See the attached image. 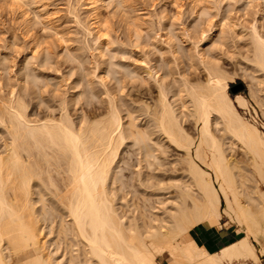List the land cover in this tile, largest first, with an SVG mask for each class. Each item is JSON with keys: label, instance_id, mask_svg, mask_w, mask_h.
Here are the masks:
<instances>
[{"label": "bare ground", "instance_id": "1", "mask_svg": "<svg viewBox=\"0 0 264 264\" xmlns=\"http://www.w3.org/2000/svg\"><path fill=\"white\" fill-rule=\"evenodd\" d=\"M2 1L18 12L20 26L26 34H30L33 19L31 20L29 16L31 11H28L36 0ZM232 1L236 3L239 0H231V4ZM254 1L257 2V17L247 28L239 22L232 21L225 23L227 28L224 29L226 25H223L224 20H222L223 29L220 26V30H216V25L213 24L208 26L207 31L201 27L204 30H199L202 32L198 40L188 41L189 48L194 52L192 53L186 46L191 52L190 55L193 54L192 57L196 62L200 63V66L203 64L202 67L207 71L204 72L206 75L204 81L198 79L196 82L193 79L192 82L188 76L187 79L185 78L186 74L184 77H177L176 73L175 77L172 76L174 74H171L170 70L169 74L172 78L169 80L170 77L167 76L169 74L161 71V69L166 70L167 65H162L164 68L160 66L161 74L158 73L154 65L155 61L149 62L146 53L138 56L137 61L140 60V64L139 61H134L139 65H133L134 63L131 62L127 65L126 62H122L127 66L121 63L120 70L123 69V72L120 71L119 65L116 66L119 62H113L112 54H106L108 49L105 48L111 49L109 46L111 40L105 30L103 31L106 23L100 10L104 6L107 8L116 5L118 11L120 10L118 13L123 14L128 8L126 0H82L84 8L91 16L85 23L76 15L75 22L84 30L85 36L92 40L93 56L95 55L97 59L99 57V62L97 61L94 66L97 77L93 75L92 77L97 78L98 80H95L98 81V85L101 84L104 88L102 93L105 99L102 98L101 91L100 95L97 89H95L96 93L93 91L94 88L90 90L86 88V84L85 89H79L80 86L75 84L79 90L59 99L57 113H54L55 106L51 103L53 100L43 98L44 93L41 88L46 87L47 82H42L44 83L42 85L40 84L42 80L38 81L40 76L33 72L26 73L30 71L29 68L26 72L23 70L29 58L42 62L46 53L52 55L48 46L46 48L42 45V41L33 38L30 52L24 56L23 66L19 68L18 77L14 79L15 83L6 82L5 92L4 85L0 83V264H165L166 260H169L170 264H245L246 262L258 264L259 255L251 238L258 241L259 235L264 236V193L258 185L260 181L264 182V134L258 129L256 122H250L239 111L240 108L248 109L247 99L240 93L233 97L229 94L223 73L214 65L216 60L210 58L213 59V64L208 59L211 56H208V53L213 52L217 46L220 47L219 50L225 47V50H221L229 51L231 46L227 50L230 45L228 38H242V35H245L250 38V41L247 40L251 42L249 46L253 47V58L251 57L250 60L264 72V31H262L263 27L258 25L264 20V1L246 0L247 5ZM194 8L195 18L211 13L210 10L207 12L205 7L194 6ZM130 16L127 18L130 19ZM39 19L41 20L42 17ZM38 20L39 24L40 20ZM195 20L193 17V22ZM207 20L208 17L205 22ZM132 23L137 25V21ZM132 23L130 26L134 28L135 25L133 26ZM137 26L131 34L136 40L133 44L129 43L134 47L141 45L140 40L144 38L139 37L143 33L139 35ZM191 26L189 27L192 30ZM186 32V35L183 34L181 37V41L190 38L188 30ZM175 34L172 33L171 37L174 35L175 38ZM168 35L170 42L168 39L163 43H167L169 56L171 53L175 62L178 61V54L181 56L186 50L181 52V45L177 43L180 46L178 50L176 42L170 38V34ZM177 37L176 39H179ZM132 39L131 41L134 40ZM242 42L244 44V41ZM163 43L158 42L152 49L157 48L162 52L165 48L161 46ZM145 44L147 45V42ZM61 47L69 49L66 43ZM72 54L68 55L72 56ZM116 54L120 55L119 53L113 55ZM68 55L66 53V56ZM106 55L109 56L105 57ZM214 56L216 55L212 57ZM110 59L115 66L110 63L109 68ZM49 60L46 62L49 63ZM191 60L189 61L192 64L194 60ZM10 61L13 64L12 59ZM196 62L192 64L193 67L189 66L196 67ZM12 64L8 65L12 66ZM175 64L177 66L176 62ZM9 66L7 70H10ZM115 67L121 72L120 75ZM173 69L175 71V68ZM33 70L35 69L31 71ZM82 77L84 78L83 75ZM263 79L259 81L263 82ZM78 80L81 79H77V82ZM111 80L117 85L112 91L106 86ZM150 80L156 86V94L151 95L149 103H145L143 110L141 109L144 114L141 121V118L138 119L136 116L141 114V112L136 114L137 106L134 108L133 104L128 103H131L133 97L127 102L125 96L122 94L118 96L117 92H122L127 85L129 87L132 81L137 82L134 91H138V87L143 84L144 87ZM57 83L54 87L58 85ZM82 84L81 86L84 87ZM143 87H140L141 90ZM145 88L147 87L145 86L144 90ZM128 91L131 93L133 90ZM30 93L38 100H34L37 105L33 108L36 112L43 111V117H30L31 113L27 111L29 102L24 98L28 94L31 97ZM92 97L100 102L105 101L104 113L95 114L93 110H91L93 113L90 111L93 109L88 108L92 103ZM258 103L262 101L259 100ZM121 106L124 113L121 112ZM69 107L77 108L74 116L70 113ZM185 120L199 122L200 126L195 133L185 128L183 125ZM219 124L223 127L220 130L225 129L223 132L226 131V134L230 135V140L231 137L236 138L234 141L238 140L244 145L248 152L246 153L248 168L238 166V158L235 160L236 157L235 159L232 157L233 161L229 159L231 155L227 156L224 151V147H227L224 146L226 143L223 145L217 137L219 133L214 131L217 133L215 135L212 130V125L213 127L216 125L213 129L218 130ZM127 146H130L128 153L131 156L121 157L122 150ZM229 148L226 149L229 151ZM233 168H236L235 171L232 170ZM126 170L127 174H125ZM249 177H253L250 182H248ZM221 217L226 218L225 223L230 222L235 225L234 227L243 232V235L236 242L218 251H210L193 236L192 228L196 224L211 228L221 222ZM54 221H57L55 225ZM47 224L49 233H54L55 237L53 234L51 235L53 238L43 240L45 244L38 245V239H41ZM59 234H63L65 238L63 242L58 241L63 240L60 238L62 236H59V239L56 237ZM44 250L48 253L45 254L47 251ZM19 254L25 257L12 261V256ZM161 256L166 257L164 262L158 261Z\"/></svg>", "mask_w": 264, "mask_h": 264}, {"label": "rangeland", "instance_id": "2", "mask_svg": "<svg viewBox=\"0 0 264 264\" xmlns=\"http://www.w3.org/2000/svg\"><path fill=\"white\" fill-rule=\"evenodd\" d=\"M220 1L221 0H126L128 8L126 10L127 12L125 11L123 13L121 11V13H123V14H119L118 13L120 10L118 11L116 5H114L115 7L113 5H110L111 7L107 6V8H106V6H104L100 10V13H101V15H102V17H103V19H104V21L106 23L105 27H103L104 29L103 28L102 29H103V31L105 30L104 32L107 34V37L109 38V40H111V44L109 45L111 49H109V47L105 48V50L108 49L106 54H109V55L112 54L111 55L112 58L111 57L110 58L113 60V62H116V61H117V63L119 62V64L116 63L117 64L116 66L119 65V67H118L119 70L121 68L120 65H121L122 62L123 63L126 62L127 65H129V62L134 63L133 65H139L140 64V60H138L139 62L137 61V59H139L138 56H141L140 54H144L145 55V53H146L145 56L148 57V58H146L147 60L150 59L149 62L150 61L151 62L155 61L154 65L156 66V70H158V73H160L159 69L164 68L163 66L167 65V66H165V68L166 67L168 68V72H167V68L164 71L161 69V71L163 73L165 72V73L169 74V70H170V73L174 74V75H172L174 77H175L176 74H177L176 75L177 77L178 76H183L184 77V75L186 74L185 78L187 79L186 76H188V79L190 81H192L193 79L196 82H198V79H199V81H204L205 76H206L205 73L207 71L204 69V67H202L203 64H201V66H200V63L196 62V59L194 57H192L193 54L190 55L191 54L190 51H192V53H194V52H193V50L191 48H189V46H188L189 42L188 41H190V42L195 41V40L197 41L198 38L200 37L199 35L204 30L203 28L206 29L204 31H207V28H209L210 27L209 25H211V24L217 26V27L215 26L216 30L217 29L220 30V26H222L221 29H223V27L226 24H228L229 22H232V21L233 22H239L241 25H244V27L247 28L249 23L251 21H253L254 18L257 17L256 16L257 15L256 14L257 2H255V1L250 3V5H247L246 0H239L236 3L235 2L233 3V1H232L233 4H231V0H229V1L222 0L221 2ZM3 3L4 2L2 0H0V58L4 57L3 61H2V58L0 60V62H1L0 63L1 64L0 65V67H1V69H0V83L4 85V89H3L4 92L6 91V86H5L6 82L15 83L14 79L18 77V72L20 70L19 68H21L23 66L22 62H23V59L25 58L24 56L30 52V48H31V46L33 44L32 42L36 39L37 41H42V45L45 46L46 48L48 46V49L50 51L48 49L47 50L49 52H52V55H50L51 53H46L47 55H45V59H44L45 61L43 60L42 61L43 63L41 62V60L38 62L37 60L35 61V59L29 58L28 59L29 61H27V63H26L27 66L24 65L25 69H23V70H24V72H26V71H28V68H29L30 71H28L26 73H32L33 72V73L37 74V76H40V77H38V81L40 82V79H41L42 81L40 82V84H42V85L44 84L42 82H45V83L47 82L48 83L50 81L48 83L50 86L46 83V85L48 87L47 86L46 87L42 86L43 88H45V90H43V88H41V89H42L43 93L47 95L46 96V95L43 94V98H45V99L50 98V99H48L50 101L53 100L51 103L54 104L55 109H56V112H55V109H54V113H57V111H58V109L56 107L58 105L59 99H62L63 97H66V96L68 97L70 95L69 93H71V92L73 93V92H75V91H77L79 89H85V84H86V88H89V90H90V88H92V89L94 88L93 91H95V89H97L96 91L98 92V94H100L99 93L100 91L102 93V90L104 88H102L101 84L98 85L99 83H97L98 81H96V80H98L97 78H95L96 80L93 78V77L96 76V70H95L94 66H96V63L99 60V57L97 59V57L95 55H94L95 57L93 56V54H94L93 52L94 51H92V46H93L92 45L93 44L92 40L89 37L85 36L84 30L81 29V27H79V25L76 24V22H75L76 15H78L77 17L80 18L82 20V22H85V23L87 22V20H89L88 18H90V16H91L89 11L84 8V4H83L82 0H79V1L78 0H38V1L36 0V3L34 2L35 4L33 3L31 5L30 10L28 11V12L31 11L29 13V16H30L31 20L33 19L31 21L32 22V24L30 26V28H31L30 31L31 32H30V34L28 33L29 35L26 34L25 30L22 28V26H20L21 25L19 23L20 19H18V17H17L18 12H16V10L12 9L11 6L8 7L5 3L4 4ZM245 4H246V6H245ZM32 6L33 7L35 6V8L37 10H35V8H33ZM36 6L40 9V11H39V9ZM112 6H113V8H112ZM194 6L196 8H204V7L206 8V6H208L210 9L207 7L208 9L206 8L205 10L207 12H209V10H210L211 13H207L206 14L207 16L204 14V15H202V17L195 18V15H194L195 13L193 11ZM198 6H200V7H198ZM244 7H245V9H244ZM114 8H116L117 10L114 9ZM32 9H34V10L32 11ZM162 9H164L165 12L162 11ZM194 10H195V8H194ZM163 12L166 15L165 14L163 15L162 14ZM127 13H128V15L125 16L124 14H127ZM226 13H228V14H226ZM225 14L228 15V16L226 17ZM122 15H124V16H122ZM208 15L210 16V18H209ZM129 16H130V19L127 18ZM164 16H165V18L162 19V17H164ZM204 16L206 17V19L208 17V19L211 22L209 20H207V21L210 24L207 21L205 22L206 19L202 20V18H205ZM224 16L226 18L230 19V21L228 19L224 18ZM39 17L40 18L42 17L41 20L39 19L41 22L38 20ZM123 17H125V18H123ZM193 17H194V20L196 19L194 21L195 23L193 22ZM134 18L136 20H134ZM199 19H201L202 22H200L201 20H199ZM37 20L39 21V24H38ZM42 20H43V22L44 21L45 22L43 23ZM222 20H224L223 21L224 23L222 22ZM34 21H36V23ZM131 21L132 22L133 21H135V22L137 21V25L139 24L138 25L139 27H138L134 23V25L137 26L136 29L138 28L137 30H139V35H141L142 33H143L142 35H144V36H142V35L139 36V37H141V39H142V37H144L142 40H140L143 45L142 44L141 45L138 44L136 47H134V45H130V44H133V42L136 40V39H134L135 37L131 35L132 33H134V29H135V26L133 25V23ZM196 22H198V24H196ZM41 23H43L44 26H43V24L40 25ZM131 23L134 26V28L132 27L133 29L130 26ZM192 23H194L195 25L192 24ZM222 23H223V25L225 23L226 24L223 26V25H221ZM263 23H264V20L263 21L261 20L259 22V24H258L259 27H260V25L263 27L262 31H264V24ZM159 24H161V26ZM189 26L192 27V30H191V28ZM193 26H195L196 28L193 27ZM201 27H203V28H201ZM183 28L188 30V32L191 30L189 32V37L190 38H187L188 40H185L187 42L181 41L182 40L181 37L183 36V34L186 35V33H187L186 30L183 29ZM226 28H227V25H226V27H224V29H226ZM195 29H197V30L195 31ZM201 29H202V31H199ZM129 30H130V32H129ZM171 30H172V32H171ZM260 30H261V28H260ZM131 31H133V32H131ZM165 31H166V33H165ZM177 32L178 33L180 32V34H178ZM167 33L170 34V38L171 39L174 37V35H172V37H171V34L172 33H174V34L177 33L178 37L176 36L177 34H175V38H173V40L176 42V47L177 48L179 47L178 48V50H179L180 49L179 45H181V52L186 50L183 53L184 56L182 55V53H181V56H180V54L177 53L179 55V58L181 57L180 58L181 61H179L180 60L179 58H178V61H175L177 63V66H176L175 62L172 60L171 53H170V56H169V51L170 50H168L169 48L167 46V43L164 44L169 39V35ZM129 35H131V36H129ZM229 35H231V34H229ZM146 37H147L148 41H147ZM176 37L179 38V39H176ZM247 37H245V35H242V38L239 37L240 38V42H239V38L238 37L237 38L235 37L236 39L235 38H231V37L228 38V43L230 45L228 44L229 46L227 47V50L231 46L229 48V51L225 52L224 51L226 49L225 47H224L225 49L223 47L221 48V49H224V50H221V49L219 50L220 47L217 46L218 49L216 48L213 51V49H214L213 48L212 49L213 52H210L211 50H209L210 53H208L209 54L208 56H210V55L211 56L208 57V59L213 58L214 61L216 60V62L214 64L213 59L212 60L210 59L211 62L214 65L217 66V69L220 70L221 73H223L222 75H224L223 77H224L225 81H227V85H228L227 89H228L229 94L233 97V95H235L237 93H240L247 99L248 105H249L248 109H241L240 108L239 111L241 112V114L245 118L249 119L250 122H254V123L256 122L255 124L257 125L258 129L261 131V133L264 134V125H263L264 124V79H263L264 76H262V74L264 72H262V70H260V68H257L258 65L257 64L255 65L254 62H252V60H250L251 57L253 56V52H252V48L253 47L249 46V43H251V42L247 41V40L250 41V38L248 39ZM33 38H34V40H33ZM130 38L131 39L133 38L134 40L132 39L133 41H131ZM243 39H245V40H243ZM143 40H145V41H143ZM168 41L170 42V39ZM242 41H244V44H242L243 43ZM145 42H147V45L145 44ZM158 42H162V43L164 42L161 46H164L165 48L167 47V49H165L163 47L164 50H162V52L163 51H165V52L167 51L166 53L165 52L162 53L157 48L156 49L155 48L152 49V47L155 46V44H157ZM231 42H233V43H231ZM247 42H248V45H247ZM64 43H66V45L68 46L67 47V48H69L68 50L65 49V47H61V46L64 45ZM250 45H252V44H250ZM186 46L189 48V50L190 49L191 50L188 51V48ZM232 47H235V48H232ZM62 48H63V50H62ZM185 48H187V49H185ZM61 51H63L65 54L63 52H61ZM68 51H69V53H68ZM58 53H60L59 54L60 56L58 55ZM66 53H67V55L68 54H72V53L73 54H72V56L68 55L69 56L68 57V56H66ZM115 53H119L121 56L118 55V54L113 55ZM160 53H161V55L162 54L163 55L161 56ZM213 53L216 56L212 57L214 55ZM63 55H64V57H62ZM217 55H219V56H217ZM108 56L106 55L105 57H108ZM113 56H116V57L114 58ZM132 56L133 57H137V58L135 59ZM188 56H190V57H188ZM129 57H130V59H129ZM170 57H171V59H170ZM47 58L50 59L49 60L50 64L47 63L48 62ZM61 58H63V59H61ZM64 58H65V60H64ZM66 58H67V60H66ZM95 58H96V60H95ZM123 58H124V60H122ZM4 59H6V60L4 61ZM10 59H12L13 64L11 63ZM106 59L109 60V58H106ZM111 59H110V61L107 60L108 64H109V68H110L111 64H113V66H115V63H112ZM190 59H192L191 61L194 60V62H192L193 65L196 62V67L194 66V68H191V66L193 67V65L190 63V61H189ZM167 60H172V62L171 61L167 62ZM94 61H96V62L94 63ZM134 61L138 62L139 64L134 62ZM77 62H78V64H77ZM163 62H165V63L163 64ZM170 62L171 63L174 62V63L171 64ZM123 63H122V65L127 66L126 64H123ZM131 63H130V65H131ZM155 63H157L159 66H157ZM8 64H12V66L11 65L9 66ZM179 64H181L180 67L178 66ZM198 64H199V66H198ZM5 65H7V66H5ZM189 65H191V66H189ZM218 65H219V67H218ZM8 66L10 67L11 71L9 69L7 70ZM160 66H162V67L159 68ZM32 67H35V68H32ZM36 67H37L38 70L36 69ZM170 67H172V69H170ZM31 68L35 69V70L31 71L32 70ZM173 68H175V71H174ZM202 68L204 69V71L201 70ZM116 70H118V69L116 68ZM119 70H118V72H119ZM122 70L123 69H121L120 71H122ZM7 71H9V72H7ZM83 71H84V74L87 73L86 75H88L89 77L84 75ZM81 73H82V75L84 76L85 79L82 77ZM120 73L121 72H119V75H120ZM178 73L181 74V75H179ZM7 74H8V77H7ZM171 74L167 75L170 78L167 77V76H166V78H169V80H171V78H172ZM92 75H93V77H92ZM117 75H118V73H117ZM49 76H51V77H49ZM11 77H12V79H10ZM46 77H49V78H46ZM87 78H88V80H87ZM77 79H81V80L80 81L78 80V82H77ZM92 79H93L94 82L92 81ZM261 79H263V82L259 81ZM54 80H56V81L59 80V81H57L58 82L57 83ZM84 80H85V83H84ZM194 81H192V82H194ZM113 82H114V80H113ZM113 82L111 80L106 85L108 88H111L110 89L111 91L113 89H116L115 87L117 86L116 83L114 82V84H113ZM152 82L153 81L150 80V82H148L147 85L145 84V86L147 87V88H145V90H144L145 86L143 87V85H144L143 84V85H141L143 87V90H141L142 88H140L141 87L140 86V87H138L140 89L137 88L138 91H134V90H136L134 87L137 86V82L136 81L135 82L132 81V82L129 83V87L127 85L126 89L124 88V90L122 92H120V93L117 92V95L118 94H122L123 96H125L124 98H125V100L127 102L131 101V99L133 97L131 103L130 102H128V103L130 105L133 104L134 108H135V106H137V108H135V112H136V114L141 112V114L140 115L138 114L136 116H138V119L141 118V121H143V118H144V114H143L142 110L144 108L145 103H149V101L151 100V95L155 96V94H156L155 93L156 92V90H155L156 86ZM56 83L58 85H61V86L57 85L56 87H54ZM72 83L74 84L75 87H73ZM89 83H91V84L89 85ZM75 84L78 85V87L80 86L79 89H78V87ZM81 84L84 85V87L81 86ZM131 84H133L134 86H131ZM92 85H94L95 87L92 86ZM89 86H91V87H89ZM109 86H112V87H109ZM148 86L150 87V89H149ZM81 87H83V88H81ZM98 87H99V89H98ZM128 88H130V89H128ZM67 89H69V90H67ZM72 90H74V91H72ZM127 90H133L135 92L134 93L135 96L132 93L133 91H131V93H132L131 94L129 91L127 92ZM46 91H49V92H46ZM66 92H67V94H66ZM103 92H104V90H103ZM136 92H138V94ZM125 93H126V95H124ZM24 94H26V93H24ZM28 95L27 96L24 95V96H26L24 98H25V100H27V102H29L28 103V107H27V111L29 113H31L30 117H32V118H34V116H35V118H40L41 116L43 117V115H42V114H44L43 111H42L43 113L41 111H40L41 113L39 111L36 112V109L33 108V107H36V105H37V102L34 101V100H37L36 97L34 98L31 95V93H30L31 97L28 96ZM52 95H55V96H52ZM118 96H120V95H118ZM145 96H147V97H145ZM27 97H28V99H27ZM169 97H171L170 94H169ZM102 98H103V93H102ZM55 99L56 100L58 99V101H56ZM91 99H92L91 100L92 103L94 102L93 103L94 105L91 103L90 106H88L89 109L93 108V109H90V111L93 110V112L95 114L104 113V109H105V105H106L105 101H101L100 102L95 97H92ZM103 99H105V98H103ZM257 100H258V102H259V100H260V102L262 101V103H258ZM95 103H97V104H95ZM33 104H34V106H33ZM259 104H261V105H259ZM75 109H77V108L75 107ZM75 109H73V107H69L70 113L73 114V116H74V111H76ZM121 110H122L121 112L124 111L122 106H121ZM186 121H188V120H185V123L183 124L185 126V128L187 130H189L190 132L195 133L196 130L200 126L199 122L190 121V120L188 122H186ZM193 122L195 124H193ZM193 126H195V127H193ZM214 127H216V125ZM214 127L212 125L213 133H215L214 131L219 133V134L215 133V135L216 134L218 135L217 137L220 140V142L223 143V145L226 143L224 146H227V147H224V146L223 147H224V151L227 153V156L229 157L231 155V157L229 159L234 161V159L236 157L235 160H237V158H238V161H239V162L237 161V165L238 166H243V167H245V169L248 168V165L246 163L247 162L246 159H248V157H247L248 152L246 151L244 145L242 143L238 142V140L234 141L236 138H232L231 137L233 142H235V143H233L232 140H230V138H229L230 135L226 134V131L223 132L225 129H223V131H221L223 127L220 124H219V127L217 125L219 131L216 128H215L216 130L213 129ZM223 133H224V135H223ZM220 136H221V138H220ZM227 137H228V139H227ZM229 143L230 144L233 143V144L230 145ZM228 145H230V148L233 147V148H231V149H233L232 151H230L231 149L229 148ZM129 147L130 146H127L124 149L125 151L122 150L123 151V152H121L122 154L120 153L121 157L122 156L123 157L126 156L125 158H127V156L128 157L131 156V154L128 153L129 149H130ZM226 148L227 149L229 148V151ZM126 149H128V150H126ZM125 152H126V155H125ZM235 169L236 168H233L232 170L235 171ZM127 173H128V171L126 170L125 174H127ZM252 180H253V177H249L248 178V182H250ZM258 185H259V188L264 193V182L260 181L258 183ZM224 220H226V218L221 217V219H220L221 223H224L226 226H228V227H234L235 226V225L231 224L230 222H227L228 224L225 223ZM56 222L57 221H54V225H55ZM47 230H48V232H47ZM236 230H238V228H236ZM48 234L50 236L51 235L53 236L54 233H49V226L47 224V227L44 228L43 233L41 234L42 237H40L42 239V241L44 239L46 241V239L53 238L52 236L50 237ZM59 236H62L60 238H63V240L59 239ZM54 237H55V234H54ZM56 237H58V239H59L58 241H62V242L65 239L63 234L62 235L59 234ZM41 239L40 240L38 239V245H42L43 243L44 244L46 243L45 241L42 242ZM45 251H47V250H44V252ZM47 253H48V251L45 254H47ZM24 257H25V255H23V254H19L18 256L17 255H13L12 256V261L20 260V259H23ZM159 260L162 261V259H159ZM162 262H164V260ZM165 264H170V261L166 260Z\"/></svg>", "mask_w": 264, "mask_h": 264}, {"label": "crops", "instance_id": "3", "mask_svg": "<svg viewBox=\"0 0 264 264\" xmlns=\"http://www.w3.org/2000/svg\"><path fill=\"white\" fill-rule=\"evenodd\" d=\"M192 233L193 236L199 240L200 244L210 251H218L221 248L236 242L241 235H243V232L236 230L235 227H228L221 222L219 224H214L211 228L202 224H196L192 228ZM251 240L255 244L254 246L259 255L258 264H264V236L259 235L258 241H255L252 238ZM165 258V256L159 257L162 261L165 260ZM159 259L158 261H161ZM245 264L252 263L246 262Z\"/></svg>", "mask_w": 264, "mask_h": 264}]
</instances>
